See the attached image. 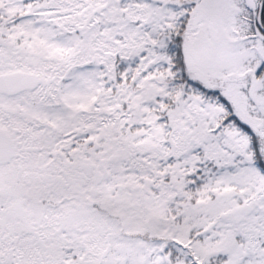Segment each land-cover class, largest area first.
Listing matches in <instances>:
<instances>
[{"label":"snow or ice","instance_id":"6c2138e0","mask_svg":"<svg viewBox=\"0 0 264 264\" xmlns=\"http://www.w3.org/2000/svg\"><path fill=\"white\" fill-rule=\"evenodd\" d=\"M0 264H264V0H0Z\"/></svg>","mask_w":264,"mask_h":264}]
</instances>
